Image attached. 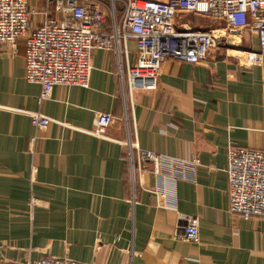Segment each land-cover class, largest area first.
Here are the masks:
<instances>
[{"label": "crops", "instance_id": "crops-1", "mask_svg": "<svg viewBox=\"0 0 264 264\" xmlns=\"http://www.w3.org/2000/svg\"><path fill=\"white\" fill-rule=\"evenodd\" d=\"M28 10L32 29L43 19L44 1L28 0ZM233 34L205 62L165 61L157 87L132 95L139 150L197 160L157 194L150 162L143 173L134 168L130 185L112 52H93L88 89L56 85L38 103L40 86L23 76L24 40L15 51L0 45V264L43 256L93 264H264V218L227 211L229 145L264 151V58L259 66L241 64L243 50L258 51L257 36ZM125 46L132 66L135 43ZM37 111L63 125L36 132L29 113ZM98 113L114 117L106 139L90 134ZM31 199L46 206L32 207ZM180 216L199 220L194 240L173 239Z\"/></svg>", "mask_w": 264, "mask_h": 264}, {"label": "built area", "instance_id": "built-area-1", "mask_svg": "<svg viewBox=\"0 0 264 264\" xmlns=\"http://www.w3.org/2000/svg\"><path fill=\"white\" fill-rule=\"evenodd\" d=\"M44 23L29 31L28 0H0V45L16 49L17 41L25 38L24 80L40 86L39 101L49 99L56 85L88 89L95 51L112 52L116 57V75L121 92L128 87L132 93L153 91L158 84L161 65L170 59L199 63L204 60L217 42L226 35H238L248 30L258 37L259 50H243L241 64L259 66L264 58V0H118L123 9L116 21L117 0H110L105 13L101 6L107 0H43ZM115 1V2H114ZM180 13L202 16L221 22L224 27L214 30H191L176 24ZM107 14L110 26H105ZM135 43L134 65L127 60L126 42ZM205 61V60H204ZM126 106V105H125ZM31 126L45 131L51 123H62L31 112ZM126 115V111H125ZM110 113H98L96 126L90 134L106 139V131L113 120ZM127 123V119H126ZM63 125V124H62ZM122 145L138 153L136 169L143 172L145 162H152L156 176L155 194L173 187L184 179L182 167L193 169L195 158L182 161L153 152L140 151L138 145L127 140ZM147 165V164H146ZM134 168L131 175L134 180ZM224 172L228 179L227 200L229 214L248 220L253 216L264 218V151L247 150L229 145ZM130 203L134 204L133 189ZM32 207L46 204L31 199ZM174 239L194 240L200 227L195 218L180 216ZM15 264H93L67 258L43 256L37 260Z\"/></svg>", "mask_w": 264, "mask_h": 264}, {"label": "rangeland", "instance_id": "rangeland-1", "mask_svg": "<svg viewBox=\"0 0 264 264\" xmlns=\"http://www.w3.org/2000/svg\"><path fill=\"white\" fill-rule=\"evenodd\" d=\"M150 1H161V0H150ZM110 3H111L110 0H107L106 4L100 7L101 10L103 11V13H105L107 6L108 7L110 6ZM115 8H116V13H115L116 21H119L123 6L118 0L115 4ZM31 15H32V12H31ZM42 15H43V12H42ZM195 18L198 19V21H195L194 20ZM44 21H45V19L43 16V19L40 22V24L37 27L32 28V29H30V27H29V31H32V30L42 26ZM110 21H111V19L109 18L108 14H107V17H105V26H106V22H108L109 23L108 26H110ZM29 22H30V18H29ZM176 24L186 26L187 28H190L191 30H196V31H200V30L210 31V30H214L217 28L224 27V25L221 22L214 21L212 19H208V18L198 16V15L183 14V13H180V15H178V17L176 19ZM108 26H106V27H108ZM233 33H235V32H231V33L229 32L227 35L225 33V40L223 39L222 41L217 42V44H215V46L213 48L221 46V45L222 46L226 45L228 43V39L232 36H235ZM235 34H237V33H235ZM21 39L24 40V47H25V38H21ZM257 40H258V37H257ZM258 50H259V48H258ZM13 51H15V50H13ZM209 53H208V55H209ZM208 55H206V57L204 59L205 61L207 60ZM204 60H201L199 63L205 62ZM23 76H24V73H23ZM137 92H144V91H137ZM133 94H134V92L132 93V95ZM120 99H121V110H122L120 120L124 123L125 129H126V134H127L125 141L121 142L120 145H122V143H126L127 140L130 141V143L135 144L136 143V140H135L136 131H135L134 124H133V117L130 114V107H131L132 103L130 102L128 87H127V89H125L124 95L120 90ZM45 100H47V99H45ZM38 103H41V101H39V97H38ZM125 111H126V115H125ZM126 119H127V123H126ZM113 120H112V122H113ZM30 123H31V121H30ZM35 131L39 132L38 130H35ZM34 140H35V138L32 139V141H34ZM122 146L125 147L127 150L126 158H127V165H128L129 173H130V183H131L130 185H134V180H133L132 175H131V167H132V165L133 166L135 165V168H136L138 153L135 149H130V152H129L128 146H126V145H122ZM148 163H149V161L145 162V170L143 172L148 170L147 169V167L149 166ZM146 164H148V165H146ZM153 166L155 167V165L152 163V167ZM143 172H140V173H143ZM253 217H255V216H253ZM173 239H174V236H173Z\"/></svg>", "mask_w": 264, "mask_h": 264}]
</instances>
